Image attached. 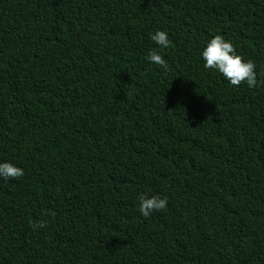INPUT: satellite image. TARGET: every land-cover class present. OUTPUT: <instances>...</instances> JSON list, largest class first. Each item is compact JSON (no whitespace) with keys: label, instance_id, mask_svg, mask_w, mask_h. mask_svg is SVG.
<instances>
[{"label":"trees","instance_id":"16d2710c","mask_svg":"<svg viewBox=\"0 0 264 264\" xmlns=\"http://www.w3.org/2000/svg\"><path fill=\"white\" fill-rule=\"evenodd\" d=\"M215 35L264 80V0H0V264H264V86Z\"/></svg>","mask_w":264,"mask_h":264},{"label":"clouds","instance_id":"9594fccd","mask_svg":"<svg viewBox=\"0 0 264 264\" xmlns=\"http://www.w3.org/2000/svg\"><path fill=\"white\" fill-rule=\"evenodd\" d=\"M150 39L160 48L167 49L171 45L168 34L165 31H156L150 36ZM204 61V67L217 71L227 80L231 86L239 87L246 84L249 89H255L264 86V80H258L255 64L252 60L245 61L243 57L236 53L234 45L227 41L223 35H215L207 43L201 53ZM147 60L168 71V64L155 49L147 55ZM131 93H129L130 95ZM24 176L22 168L15 166L9 162H0V178L5 180H18ZM139 208L141 216L148 218L153 212L162 211L167 207V198H160L153 195L150 198L145 194L138 195ZM46 226L45 221H39L33 227L43 228Z\"/></svg>","mask_w":264,"mask_h":264}]
</instances>
